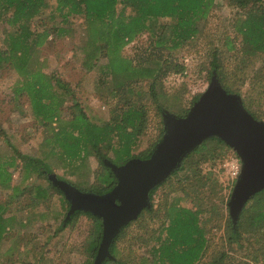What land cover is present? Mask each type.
<instances>
[{
  "label": "trees",
  "instance_id": "1",
  "mask_svg": "<svg viewBox=\"0 0 264 264\" xmlns=\"http://www.w3.org/2000/svg\"><path fill=\"white\" fill-rule=\"evenodd\" d=\"M52 1L55 6L51 8L48 20L45 21L43 12L50 7ZM228 1L238 9L232 24L236 32L235 38H240L242 49L237 48L235 38L229 37L225 43L226 52H233L231 55L235 60L234 67L224 62L225 50L216 47L211 52L208 74L210 79L216 74L227 92L242 93L243 103L248 111L255 118L264 119V112L261 110L264 102V61L260 67L248 73L256 58L264 60V0ZM215 5L216 0H0V20L14 28V31H9L4 36L0 44V69L11 66L22 77L24 85L20 90L28 91L33 113L45 127V132L47 131L42 146L48 148L43 150L41 156L33 158L17 151L24 162L29 163L26 166H36L41 174L43 171L49 172L46 161L55 154L53 141H56L62 146L63 155L71 161L82 159V163H87V157L92 152L99 158L103 167L100 181L97 184L90 183L89 188L83 191L93 190L103 194L112 190L117 184V177L105 163L107 156L102 154L101 149H116L115 156L122 158L118 163L115 159L111 160L116 165H123L133 158L148 159L151 156L154 147L166 132L162 112L168 106L162 102L166 97L163 79L185 70V65L174 52L200 33L202 20L207 19ZM70 16H83L81 45L78 46L79 52L83 54V66L87 71L100 72L97 90L109 110V118L102 124L91 120L66 82L59 81L55 86L52 76L44 71L46 65L40 49L49 39L72 35L74 27ZM144 33L149 34L148 46L136 58L125 56L123 48ZM144 82H148L147 94L162 120L158 138L145 149L135 152L147 126L148 112L141 101ZM69 96L74 101L73 108L76 111L73 112V118L64 120L61 109ZM199 97L200 94L193 98L191 106ZM189 109L176 114L184 117ZM231 149L219 137L204 141L187 155L183 165L165 183L150 191L152 199L159 187H165L168 193L173 194L172 198L168 196L165 199L168 207L164 211L168 223L159 227L157 235L154 232L151 237L143 239L145 246L153 241L148 249L153 257L152 261L148 256L132 254L133 251L127 253L119 245L126 238L133 222L142 220L148 213L160 214L161 210L153 207L144 209L137 221L133 220L121 229L110 249L113 257L107 258L102 264H179L174 262L177 252L187 257L182 259L185 261L180 262L181 264H197L202 260L208 247L205 228L200 223V213L204 209H191L179 204L190 192L197 194L201 202L216 194V173L212 168ZM205 164L210 165L211 171H205L208 168L204 167ZM37 169L31 167L30 172ZM177 175L181 177L179 187L171 181ZM190 178L192 180L184 182ZM49 181L47 186H38V200L43 201L50 196V191L55 186L52 180ZM55 190L64 196L68 204L66 210L69 212L71 204L65 193L61 188L55 187ZM23 192L21 190L19 193ZM4 214L0 203V248L6 221L13 224V215L6 218ZM82 214L94 220V229L87 240V250L92 257H96L103 237L102 217L89 211L76 210L69 219L65 218L59 224L57 232L65 229ZM176 225H180V228H176ZM226 243L229 249L235 248V245L242 247L247 244L250 253L245 255L253 261L264 262V188L250 198L236 223L228 216ZM39 257L45 259L43 255ZM228 257V250H223L204 264H232L228 262Z\"/></svg>",
  "mask_w": 264,
  "mask_h": 264
},
{
  "label": "rangeland",
  "instance_id": "2",
  "mask_svg": "<svg viewBox=\"0 0 264 264\" xmlns=\"http://www.w3.org/2000/svg\"><path fill=\"white\" fill-rule=\"evenodd\" d=\"M54 6L55 2L52 1L50 7L43 12L45 21L48 20V13ZM237 11L238 9L228 0H216L212 12L200 24V33L183 48L174 52L178 60L185 65V70L182 73H172L163 79L166 97L165 100L162 99V102L168 106L167 109H163V118L166 111L178 116L176 113L191 108L193 98L208 87L212 80L208 72L213 49L218 47L225 50L224 62L234 67L235 60L231 55L233 52H226L225 43L229 37H236L232 23ZM69 19L72 20L74 27L72 35L49 39L40 49L46 65L44 71L52 76L55 86L61 81L66 82L91 120L102 124L109 118V110L104 100L100 99L97 90L96 84L100 72L87 71L83 66V54L78 49L81 45L80 28L84 25L83 16H70ZM9 31H14V28L0 20V44ZM235 42L237 48L242 49L240 38H235ZM148 44L149 34H141L123 48V54L136 58ZM263 61L261 57L256 58L254 64L249 67L248 73L260 67ZM23 85L22 77L14 68L7 66L0 69V203L5 212L4 217L13 215V224L7 221L5 223L7 225L3 231L0 264H94L95 257H92L87 250V240L94 229V220L82 214L71 221L65 229L57 232L59 224L67 217L68 204L64 196L55 190V187L58 189L59 187L54 182L55 187L51 189L48 199L38 200L40 196L38 186H47L49 180L57 179L66 181L80 190H86L90 183H99L103 167L95 152L88 155L87 163H82V159L71 161L69 157L63 155L62 146L53 141L55 154L46 161L49 172L47 170L41 174L37 167L32 165L30 166L37 170L30 172L29 163L24 162L18 152L33 158L41 156L43 150L48 148L42 146L47 131L45 132V127L33 113L28 91L20 90ZM142 90L141 101L148 112L147 126L142 135L141 144L135 152L145 149L158 138L162 120L157 113V107L147 94L148 82L142 83ZM239 94L243 98L242 93ZM73 107L74 101L69 96L61 109V117L64 120L73 118V112L76 111ZM261 110L264 112V102L261 104ZM55 123L58 121L55 120ZM232 149L228 151L225 158L218 159L213 165L212 170L216 173L214 183L218 187L216 194L209 197V200L201 202L197 194L190 192L179 204L191 209L200 207L204 209V212L200 213V223L205 228L208 247L204 257L197 264L210 261L213 256L223 250H228V262L232 264H264L262 260L253 261L245 255L250 253L247 244L242 247L235 245V248L229 249L226 243V225L230 215L228 203L235 184L240 180L239 176L236 178L232 176L229 163L237 159L242 166L244 165L241 153ZM101 151L107 156L106 164L112 159H115L117 163L119 159H122L115 156L116 149L112 147L101 149ZM204 167H208L205 171L211 169L209 164H205ZM179 179H181L179 175L171 178L176 187H179L181 183ZM190 180L192 179L184 180V182ZM165 186H168V182ZM185 186L188 187V185ZM164 188L159 187L154 198H151V208L161 210L160 214L148 213L142 220L137 221L139 216L135 220L137 222L129 226L126 238L121 240L119 245L125 252L133 251L132 254L148 256L152 261L153 257L150 256L148 249L153 245V241H149L145 246L143 239L151 237L154 232L157 235L159 227L168 223V217L164 211L168 207L165 201L173 194L168 193ZM21 190H24L22 194L19 193ZM229 195H231L230 198ZM175 227L180 228V225ZM40 255H43L45 259L39 257ZM183 255L177 252L174 255V262L181 264L180 262L185 261L182 259L187 257Z\"/></svg>",
  "mask_w": 264,
  "mask_h": 264
},
{
  "label": "water",
  "instance_id": "3",
  "mask_svg": "<svg viewBox=\"0 0 264 264\" xmlns=\"http://www.w3.org/2000/svg\"><path fill=\"white\" fill-rule=\"evenodd\" d=\"M166 132L148 159L133 158L123 165L107 164L117 184L107 193L83 191L55 179L71 207L66 219L76 210L89 211L103 219V237L94 264L112 258L111 246L121 231L151 208L150 191L178 170L184 158L201 143L219 137L243 156L240 180L228 203L234 223L250 198L264 188V120L255 118L238 93H229L216 74L184 117L164 112Z\"/></svg>",
  "mask_w": 264,
  "mask_h": 264
},
{
  "label": "built area",
  "instance_id": "4",
  "mask_svg": "<svg viewBox=\"0 0 264 264\" xmlns=\"http://www.w3.org/2000/svg\"><path fill=\"white\" fill-rule=\"evenodd\" d=\"M229 166H231L230 168V172L232 174V176L234 178L238 177L241 173V164L237 159H233L230 163Z\"/></svg>",
  "mask_w": 264,
  "mask_h": 264
}]
</instances>
